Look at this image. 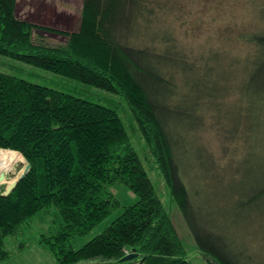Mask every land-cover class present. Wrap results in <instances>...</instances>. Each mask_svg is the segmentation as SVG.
Instances as JSON below:
<instances>
[{
  "label": "trees",
  "instance_id": "1",
  "mask_svg": "<svg viewBox=\"0 0 264 264\" xmlns=\"http://www.w3.org/2000/svg\"><path fill=\"white\" fill-rule=\"evenodd\" d=\"M154 1L160 5L161 0H81L77 30L65 32L20 19L17 0H0V54L117 94L131 111L196 249L216 264H251L244 243L235 249L236 237H229L212 217L215 211L205 188L192 185L184 175L193 168L192 158L200 156L187 135L201 123L202 99L223 91L218 81L222 73L211 64L217 54L204 53L197 67L188 61L173 32L152 29ZM36 32L61 35L65 42L51 45ZM243 37L253 51L249 59L233 61L243 66L235 122L248 121L257 144V153L249 157L257 155L259 183L243 196L233 182L221 192L245 209L264 197V32ZM230 69L224 72L226 80L239 74ZM201 71L208 83L217 85L212 92L200 87ZM189 72H195V81ZM0 149L17 151L29 164L9 194H0V264L11 255L4 249L5 238L17 235L32 216L51 207L61 218L60 231L40 236L38 244L51 251L54 264H130L121 258L132 250L138 254L134 264H192L111 108L0 72ZM117 183L138 200L122 206L97 236L72 249L76 237L121 206L107 189ZM252 215L261 217L256 211ZM24 247L20 243L18 250Z\"/></svg>",
  "mask_w": 264,
  "mask_h": 264
},
{
  "label": "rangeland",
  "instance_id": "2",
  "mask_svg": "<svg viewBox=\"0 0 264 264\" xmlns=\"http://www.w3.org/2000/svg\"><path fill=\"white\" fill-rule=\"evenodd\" d=\"M161 2L160 5L158 1L152 4L155 10V17L151 21L152 29L163 30L166 27L173 32L176 42L187 54L186 59L192 60L196 67L204 61L202 57L204 53L209 56L214 52L217 55L211 61L213 71L222 73L221 80H218L223 84L219 86V91L223 89L222 93L212 96V99L206 96L202 99L201 123L187 135L191 148L200 150L196 153L200 156L192 158L193 168L185 170L184 175L188 177L186 179H190L192 185L205 188L204 196H208V205L216 212L212 210L214 212L212 217L217 224L224 226L229 237L232 235L236 237L235 249L239 246L238 244L244 243L251 255V264H264V197H261L254 206L243 209L237 200H230V194L229 198L221 192L224 187L227 188V183L233 182L232 186H235V190L243 196L250 192L252 186L256 189L259 183V174L256 172L259 164L257 155L249 157L253 151L256 152L257 144L250 136V128L246 127L248 121L241 119L235 122L237 83L241 80L243 66L233 61H244V58L249 59L252 55L253 47L243 34L264 32L262 14L264 0H161ZM16 5L15 13L20 19L65 32L77 30L81 0H17ZM36 33L51 45L65 42V37L58 34ZM239 36L243 38L238 39ZM230 67L239 70V74L236 77L232 74L229 80H226L224 72L229 74ZM0 72L13 74L45 87L69 92L78 98L81 97L116 111L157 197L166 209L183 243L186 258L192 264H216L196 249L190 230L182 219L176 203L170 197L163 176H160L152 154L138 132L131 111L124 100L115 93L85 85L80 81L67 80L1 54ZM188 75L190 80H196L195 72H189ZM200 75L202 80L199 85L204 93L212 92L214 87H217L215 82L208 83L203 71ZM20 158L22 160L14 166L16 172H20L26 164L21 155ZM201 172L204 174L203 177ZM12 176H7L6 179H14ZM6 185V183L0 185V192ZM107 189L120 201L121 206L98 222L86 235L76 237L70 243L72 249L82 247L86 241L97 236L122 212V206H128L138 200L123 184L117 183ZM232 195L236 196L235 193ZM255 211L261 217L254 219L252 214ZM251 219L254 220L247 223ZM22 226L23 229L17 235L5 238L4 249L10 251L11 255L1 264H54L53 254L48 248L40 246L38 239L42 235L53 236L60 231L61 218L56 209L51 207L46 212H38ZM20 243L25 244V247L19 251ZM130 253H126L125 256ZM135 259L124 263L134 264Z\"/></svg>",
  "mask_w": 264,
  "mask_h": 264
},
{
  "label": "bare ground",
  "instance_id": "3",
  "mask_svg": "<svg viewBox=\"0 0 264 264\" xmlns=\"http://www.w3.org/2000/svg\"><path fill=\"white\" fill-rule=\"evenodd\" d=\"M21 160L22 159L17 152L0 149V175H3V179L0 182V185L4 183L9 184L11 183V181L16 179L18 175H20L22 171L16 172L14 166ZM11 175H13L12 178L14 179L7 180L6 177Z\"/></svg>",
  "mask_w": 264,
  "mask_h": 264
},
{
  "label": "water",
  "instance_id": "4",
  "mask_svg": "<svg viewBox=\"0 0 264 264\" xmlns=\"http://www.w3.org/2000/svg\"><path fill=\"white\" fill-rule=\"evenodd\" d=\"M28 168H29V164L27 162L25 166L23 167V169L21 170L22 172L20 173V175H18L16 179L11 181V183L7 184L4 190L0 194L3 196H7L9 192L17 185L18 183L17 181L21 180L24 177V175L28 172ZM2 179H3V175H0V182L2 181ZM137 257H138V254L134 250H132L129 255H126L123 258H121V261L122 262L131 261V259H134Z\"/></svg>",
  "mask_w": 264,
  "mask_h": 264
}]
</instances>
